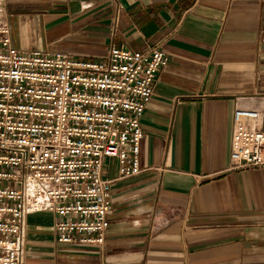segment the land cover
Here are the masks:
<instances>
[{
    "label": "crops",
    "instance_id": "1",
    "mask_svg": "<svg viewBox=\"0 0 264 264\" xmlns=\"http://www.w3.org/2000/svg\"><path fill=\"white\" fill-rule=\"evenodd\" d=\"M12 45L103 61L110 46L167 62L142 128L143 172L112 187L102 248L63 246L30 215L26 264H264V168L228 171L264 131V0H0ZM5 19V18H4ZM239 109L259 113L237 123ZM118 162L105 163L114 180Z\"/></svg>",
    "mask_w": 264,
    "mask_h": 264
},
{
    "label": "built area",
    "instance_id": "2",
    "mask_svg": "<svg viewBox=\"0 0 264 264\" xmlns=\"http://www.w3.org/2000/svg\"><path fill=\"white\" fill-rule=\"evenodd\" d=\"M166 62L157 46L112 44L100 62L25 53L0 11V264H26L27 220L37 213L57 217L63 246H104L114 183L143 172L141 122ZM257 119L235 112L237 123ZM110 159L114 180L104 175ZM263 168L264 131L256 130L233 148L227 170Z\"/></svg>",
    "mask_w": 264,
    "mask_h": 264
}]
</instances>
